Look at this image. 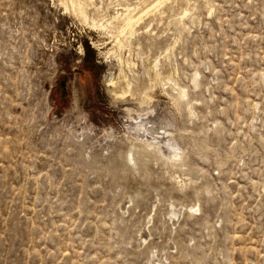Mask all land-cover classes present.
<instances>
[{
    "label": "rangeland",
    "instance_id": "obj_1",
    "mask_svg": "<svg viewBox=\"0 0 264 264\" xmlns=\"http://www.w3.org/2000/svg\"><path fill=\"white\" fill-rule=\"evenodd\" d=\"M65 1L0 0V264H264V0Z\"/></svg>",
    "mask_w": 264,
    "mask_h": 264
},
{
    "label": "bare ground",
    "instance_id": "obj_2",
    "mask_svg": "<svg viewBox=\"0 0 264 264\" xmlns=\"http://www.w3.org/2000/svg\"><path fill=\"white\" fill-rule=\"evenodd\" d=\"M148 1H150V0H148ZM167 1H169V0H157V1H155V3L152 6V8L157 10V9H159V7L163 6V4L165 2H167ZM87 2H88L87 0H84V1L83 0H68L67 2L66 1L64 2V5H65L67 10L68 9L72 10L76 16L80 17V19H82L85 23L89 24L91 26V28H93V29L102 28V29L107 30L111 34V38L115 40L116 47L118 46L119 48H122L124 46V44H125L124 41H123V39H125L127 37V36L125 37V35L130 34L129 35L130 37H133L135 35V31L137 29V26L141 23V21L143 20V16H144L143 14L146 13L145 11H147V10H145L143 12L141 10L143 12V14L139 15L138 13H136V11L138 10V7L132 8V7L128 6L126 8V13H121L120 15L118 14L119 15L118 17H114L112 19H108L107 20V24H105L106 21L103 20L105 23H103L101 21V19H103V18H101V16L104 14L103 12H102L103 14L100 16L101 19H99V20H96L95 18H93V19L90 18L89 13H88V7L90 5H93L94 1L92 0V2H91L92 4H90V3L88 4ZM148 3H150V2H148ZM151 4H152V2H151ZM140 8L141 7L139 6V9ZM144 9H145V7H144ZM138 11H140V10H138ZM147 13H148V11H147ZM189 14L190 13L188 12V10H186V12L184 11V14L182 15V19L187 17ZM103 17H105V15ZM111 28H114V29L112 30ZM123 37H125V38H123ZM122 60H123V58H122ZM121 62H123V61H121ZM157 64H155L156 68H158ZM156 71L158 72V73L156 72L157 76H160L161 73H159V71L157 69H156ZM126 82H127V80H126ZM128 83H130V82H128ZM128 85L130 87V84H128ZM173 146L174 145H172V144L170 145L169 144V149L166 152H164L166 154V156H168L169 158H172V157L176 158V157L179 156V154L174 149L175 147H173Z\"/></svg>",
    "mask_w": 264,
    "mask_h": 264
}]
</instances>
